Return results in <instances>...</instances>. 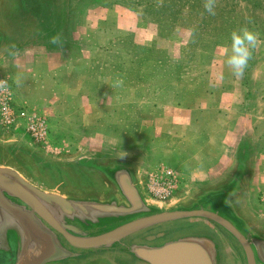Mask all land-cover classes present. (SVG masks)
<instances>
[{"label": "rangeland", "instance_id": "rangeland-1", "mask_svg": "<svg viewBox=\"0 0 264 264\" xmlns=\"http://www.w3.org/2000/svg\"><path fill=\"white\" fill-rule=\"evenodd\" d=\"M63 2L65 47H72L70 37L80 36L87 54L71 62L23 66L27 48L50 44L35 36L2 53L15 59L0 65L15 104L48 117L47 142L28 139L61 161L100 152L137 155L145 189L150 175L172 181L168 203L221 180L246 142L252 172L241 204L264 223V0H214V15L204 7L208 0ZM6 5L0 9V30L14 35ZM242 28L257 33L258 44L244 76L237 78L226 58L232 32ZM39 172L46 187L61 183L74 195L105 189L89 169ZM186 223L171 226L179 231Z\"/></svg>", "mask_w": 264, "mask_h": 264}, {"label": "water", "instance_id": "water-1", "mask_svg": "<svg viewBox=\"0 0 264 264\" xmlns=\"http://www.w3.org/2000/svg\"><path fill=\"white\" fill-rule=\"evenodd\" d=\"M2 4L10 5L16 30L14 35L0 30V65L6 59L15 63L2 53L24 38L50 43L27 48L21 56L25 64L68 61L69 52L86 46L75 35L69 38L72 47H65L63 0H0V9ZM37 146L21 130L0 134V243L14 249L13 264H51L68 255L54 232L71 242L67 229L77 232L74 245L88 250V262L126 258L142 264H264V223L241 204L252 172L248 143L240 146L226 176L176 203L147 193L137 155L100 152L61 161ZM39 168L58 174L66 168L89 169L100 175L105 189L74 195L63 191L61 183L46 187ZM178 222H188L186 230L175 231L171 225ZM218 238L229 242L221 245ZM163 239L170 241L162 244Z\"/></svg>", "mask_w": 264, "mask_h": 264}, {"label": "built area", "instance_id": "built-area-1", "mask_svg": "<svg viewBox=\"0 0 264 264\" xmlns=\"http://www.w3.org/2000/svg\"><path fill=\"white\" fill-rule=\"evenodd\" d=\"M0 129L5 134L23 130L38 145L47 142L51 131L47 115L15 104L6 78H0ZM146 189L154 199L165 201L171 195L172 181L167 177L150 175Z\"/></svg>", "mask_w": 264, "mask_h": 264}, {"label": "clouds", "instance_id": "clouds-1", "mask_svg": "<svg viewBox=\"0 0 264 264\" xmlns=\"http://www.w3.org/2000/svg\"><path fill=\"white\" fill-rule=\"evenodd\" d=\"M210 14H215L214 0H208L204 5ZM56 38H53V43ZM258 44V34L242 28L239 31H233L231 34V53L227 55L226 64L232 69L237 78L244 76L245 69L252 56V49Z\"/></svg>", "mask_w": 264, "mask_h": 264}, {"label": "flooded vegetation", "instance_id": "flooded-vegetation-1", "mask_svg": "<svg viewBox=\"0 0 264 264\" xmlns=\"http://www.w3.org/2000/svg\"><path fill=\"white\" fill-rule=\"evenodd\" d=\"M74 226L78 227L79 229H82L77 224H75ZM54 232L56 233L57 242L59 246L62 249L66 250L69 254L59 256L51 264H88L89 262H92L91 260L88 262V250L77 249V247H75L74 244H76V237H77V232L75 230L67 229L65 231L69 241L71 242L66 241L65 236L60 234L59 232L55 230ZM86 233L88 235V231ZM169 241L170 240L168 239H163L162 244L167 243ZM228 242L229 241L224 240V238L222 239L218 238V243H220L221 245L226 244ZM144 243H146V241ZM5 246L6 245H4V242L0 243V264H13L15 251L13 248L7 249ZM117 249L120 251L125 250L123 246H118ZM133 264H142V263H140V261L136 259L135 262H133Z\"/></svg>", "mask_w": 264, "mask_h": 264}, {"label": "crops", "instance_id": "crops-1", "mask_svg": "<svg viewBox=\"0 0 264 264\" xmlns=\"http://www.w3.org/2000/svg\"><path fill=\"white\" fill-rule=\"evenodd\" d=\"M88 50H89L88 47L85 46L84 48L80 47V48H77L76 50H74L72 52H69V55H70L71 58L68 61L71 62V61H75V60L79 59L82 54H87ZM35 64H37L38 66L39 65L42 66V65H45V62L37 60L34 63L24 64L23 66H27V67L28 66H35ZM0 134L4 135V133L1 131V129H0Z\"/></svg>", "mask_w": 264, "mask_h": 264}]
</instances>
